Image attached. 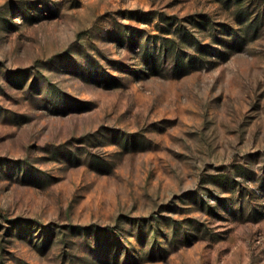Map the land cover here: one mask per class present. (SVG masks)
<instances>
[{
	"label": "rangeland",
	"instance_id": "374dc122",
	"mask_svg": "<svg viewBox=\"0 0 264 264\" xmlns=\"http://www.w3.org/2000/svg\"><path fill=\"white\" fill-rule=\"evenodd\" d=\"M0 264H264V0H0Z\"/></svg>",
	"mask_w": 264,
	"mask_h": 264
}]
</instances>
